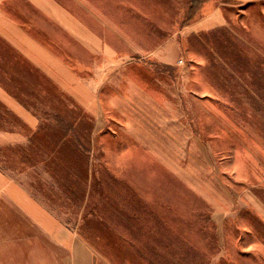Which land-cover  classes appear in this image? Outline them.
I'll return each mask as SVG.
<instances>
[{
  "label": "rangeland",
  "instance_id": "1",
  "mask_svg": "<svg viewBox=\"0 0 264 264\" xmlns=\"http://www.w3.org/2000/svg\"><path fill=\"white\" fill-rule=\"evenodd\" d=\"M107 1L114 30L97 37L102 51L57 35L36 8L21 19L101 98L91 153L101 216L81 220L73 198L54 190L69 221L54 215L62 244L0 199V264H264V0ZM220 3L225 26L183 34ZM170 39L175 64L162 61Z\"/></svg>",
  "mask_w": 264,
  "mask_h": 264
},
{
  "label": "crops",
  "instance_id": "2",
  "mask_svg": "<svg viewBox=\"0 0 264 264\" xmlns=\"http://www.w3.org/2000/svg\"><path fill=\"white\" fill-rule=\"evenodd\" d=\"M233 1L245 4L257 0ZM109 2L112 4V0ZM101 3L105 4L104 9L94 7L92 0H0V38L9 48L0 49V148L27 145L29 137L39 127L41 117L29 106L33 103L34 68L94 117L93 138L103 131V105L94 85L83 80L52 45L35 37L33 22L28 25L21 22V19H26L27 16L22 15L28 12V8H36L44 20L57 27L54 29L57 35H68L91 52L98 50L99 46L102 51L108 45L101 47L97 44V37L101 39L99 37L113 33L111 22L114 15L113 9L107 8V0ZM98 20L101 23L96 26L94 21ZM227 21V8L220 3L211 10L205 9L204 15L187 25L183 34L189 36L221 28ZM173 45L172 39L163 45L165 54L162 61L167 64L177 61L175 54L167 52ZM26 176V173L13 176L0 168V199L11 203L32 226L36 224L66 244L62 222L28 190L23 183Z\"/></svg>",
  "mask_w": 264,
  "mask_h": 264
},
{
  "label": "trees",
  "instance_id": "3",
  "mask_svg": "<svg viewBox=\"0 0 264 264\" xmlns=\"http://www.w3.org/2000/svg\"><path fill=\"white\" fill-rule=\"evenodd\" d=\"M7 46L0 38V49H9ZM32 78L33 103L29 106L41 117V122L29 137L27 145L0 148V168L9 174L26 173L27 177L31 173L36 174L33 175L35 182H28L25 186L62 222L69 224L63 218V212L53 206L57 197H61L58 191H54L56 189L61 191L62 196L66 192L73 198L78 206V210L74 211L81 220L86 222L90 216L97 214L100 218L99 211L96 213L92 208L100 181L96 177V164L91 160L92 130L85 133L82 127L86 119L85 111L81 107L79 110V105L72 98L60 92L36 68L32 71ZM67 102L74 108L78 107V111L69 113ZM42 183L48 190L40 189L44 187ZM168 261V264H195L185 259Z\"/></svg>",
  "mask_w": 264,
  "mask_h": 264
}]
</instances>
